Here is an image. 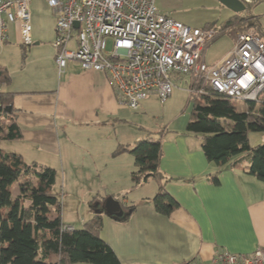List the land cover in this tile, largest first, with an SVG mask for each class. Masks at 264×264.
Masks as SVG:
<instances>
[{
  "label": "crops",
  "instance_id": "0c3cea01",
  "mask_svg": "<svg viewBox=\"0 0 264 264\" xmlns=\"http://www.w3.org/2000/svg\"><path fill=\"white\" fill-rule=\"evenodd\" d=\"M244 1L250 4L248 14L264 27V0ZM181 2L159 0L158 4L155 0V5L175 19L171 13ZM214 2L221 6L223 18L200 27L213 23L220 28L236 14L219 1ZM29 9L32 43H21L18 25L9 23L7 38L0 43V63L10 75L5 90L11 95L21 132L16 141L21 143L22 150L15 153L27 163L52 166L57 174L56 185L63 188L68 183L71 191H80L82 196L76 210H66L65 214L68 202L62 190V221L74 228L81 227L107 197L117 201L125 215L126 207L134 205L125 220V215L116 218L99 212L103 223L100 235L116 253L119 264H208L220 251L264 252V184L238 168H219L207 161L199 137L185 132L189 105L186 114L176 112L151 131L152 137L155 135L161 141L159 169L171 178L165 189L179 207L168 215L155 209L151 197L157 191L158 179L149 178L131 188L134 156L128 150L116 151L133 146L149 131L137 121L141 119L139 114L145 118L152 115L151 108L158 99L150 95L138 109L131 110L117 101L102 72L81 69L73 61L60 72L53 60L52 10L46 0H30ZM238 31L243 30L224 29L218 36L231 32L233 46ZM232 46L208 64L218 63ZM124 130H131V136L124 138ZM234 159L248 162L245 155ZM216 175L218 184L212 181ZM145 188V193H136ZM11 194L15 198L18 191Z\"/></svg>",
  "mask_w": 264,
  "mask_h": 264
},
{
  "label": "trees",
  "instance_id": "16d2710c",
  "mask_svg": "<svg viewBox=\"0 0 264 264\" xmlns=\"http://www.w3.org/2000/svg\"><path fill=\"white\" fill-rule=\"evenodd\" d=\"M242 1L245 10L226 19L220 29H253L264 42V27L248 14L250 4ZM205 27L218 28L213 23ZM9 82L8 69L0 63L1 107L12 105L11 95L5 90ZM190 87L188 102L192 108L185 132L199 137L207 161L219 168H238L264 184V142L251 149L248 140L249 131L264 133V94L258 101H249L238 109L236 102L214 90L205 78H199ZM151 134L146 131L133 146L119 147L116 152L128 150L134 156L131 188L149 178L159 180L151 202L159 213L168 215L179 203L165 189L171 178L159 169L161 141L154 140ZM19 138L14 107L8 112L0 110V141ZM244 153L246 164L234 159ZM212 181L218 184L217 175ZM56 182L52 166L27 163L20 154L0 148V264H119L116 253L100 235L102 213H94L79 228L63 229L67 224L61 219ZM14 183H18V194L12 198L10 186ZM134 208L126 207L124 220Z\"/></svg>",
  "mask_w": 264,
  "mask_h": 264
},
{
  "label": "built area",
  "instance_id": "2783aa9c",
  "mask_svg": "<svg viewBox=\"0 0 264 264\" xmlns=\"http://www.w3.org/2000/svg\"><path fill=\"white\" fill-rule=\"evenodd\" d=\"M29 1L0 0V43L9 23L18 25L21 43H32ZM46 1L54 16L58 70L73 61L102 72L117 101L131 110L150 95L165 102L175 87L173 75L188 76L187 94L199 78L236 103L258 101L264 94V42L255 31H238L226 56L207 65L206 49L224 30L186 25L160 12L155 0ZM208 264H264V252L220 251Z\"/></svg>",
  "mask_w": 264,
  "mask_h": 264
},
{
  "label": "rangeland",
  "instance_id": "374dc122",
  "mask_svg": "<svg viewBox=\"0 0 264 264\" xmlns=\"http://www.w3.org/2000/svg\"><path fill=\"white\" fill-rule=\"evenodd\" d=\"M215 0H182L181 3H177L175 7V11L171 14L172 16L179 20L180 22L189 25V26H197L200 27L206 22H214L219 21L223 18V10L218 3L214 2ZM159 4V0H158ZM233 44V37L231 32H225L218 36L216 39L212 41L209 45L207 52H206V64L209 65V62H215V60L220 57L224 52H226ZM175 87L173 88L172 97L167 100L166 102L160 104L158 101H154L153 108H151L152 115H149L147 118L139 114L141 119L137 121L138 125L143 126L146 130L152 131L157 128L158 125L164 124V121L172 118L175 116L176 112H183L186 114L188 112V105H189V112L191 110V103L188 102V94L186 92V87L188 86V76L186 75H179V76H172ZM237 108L241 109V103H237ZM187 110V111H186ZM135 127L137 125H134ZM162 126V125H161ZM135 131V130H133ZM140 131V136H143V132ZM86 131H83L85 133ZM87 133H90L87 131ZM132 131L126 133V130L123 132V137L128 138L131 136ZM113 134V133H112ZM118 135L120 132L118 131ZM154 140H157V137L153 136ZM248 140L250 148H254L256 145L261 144L264 142V133L263 132H256V131H249L248 132ZM0 148L6 152H17L22 150L21 143L16 140H1L0 141ZM245 155V153L243 154ZM256 179V178H255ZM257 180V179H256ZM254 180V181H256ZM260 182V181H259ZM262 183V182H260ZM151 185V184H150ZM263 185V184H262ZM13 187L10 189L11 192L18 191V183H14ZM151 186L149 187L150 190ZM55 189L58 193L59 200L63 203V195L62 190L66 194V201L68 202L65 208L66 210L73 211L76 210L79 200H82V196L80 197V191H71L70 184L66 183L63 188H60L59 185H55ZM148 188L138 190L136 193L142 194L145 193ZM102 194V192H100ZM89 204V203H88ZM83 209H85L86 204L85 202L82 205Z\"/></svg>",
  "mask_w": 264,
  "mask_h": 264
},
{
  "label": "water",
  "instance_id": "95a60500",
  "mask_svg": "<svg viewBox=\"0 0 264 264\" xmlns=\"http://www.w3.org/2000/svg\"><path fill=\"white\" fill-rule=\"evenodd\" d=\"M224 6H226L228 9L233 11L234 13H240L245 10V4L242 0H217ZM75 26H77V22H75ZM0 110L3 111H10L11 105H8L6 107H1ZM104 211L106 214L114 216L116 218L123 217L125 215V212L121 208L120 204L117 201H114L111 199V197H107L102 203H100V206L94 209L95 213H99Z\"/></svg>",
  "mask_w": 264,
  "mask_h": 264
}]
</instances>
